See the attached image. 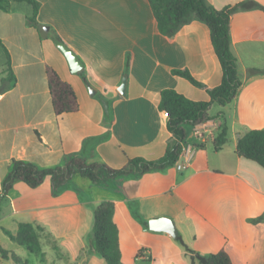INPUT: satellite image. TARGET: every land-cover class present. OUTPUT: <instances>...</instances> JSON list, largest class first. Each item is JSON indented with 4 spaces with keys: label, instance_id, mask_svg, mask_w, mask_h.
I'll list each match as a JSON object with an SVG mask.
<instances>
[{
    "label": "crops",
    "instance_id": "0c3cea01",
    "mask_svg": "<svg viewBox=\"0 0 264 264\" xmlns=\"http://www.w3.org/2000/svg\"><path fill=\"white\" fill-rule=\"evenodd\" d=\"M38 1L36 21L76 53L86 80L70 69L53 38L40 36L26 24L31 6L29 12L16 13L15 3L2 2L6 9H0V41L16 80L0 89V191L12 159L59 165L64 154L80 151L87 137L105 133L107 137L93 146L90 161L121 168L133 157L156 160L174 139L167 129V113L158 108L161 90L172 88L206 101V88L221 81L210 30L198 19L167 37L157 27L149 0ZM206 2L217 9L242 3L229 20L230 49L241 84L231 102L211 106L213 118L186 128L176 162L185 167L178 169L175 163L97 184L74 175L58 195L52 194L49 176L35 188L17 181L0 202L3 234V228L16 234L21 223H31L40 244L57 245L70 260L86 250L82 259L93 264L95 254L88 249L93 211L100 202L112 201L124 263L138 260L140 250L151 258L157 250L166 258L183 254L193 264V258L225 249L233 264H264V219L250 221L264 215V169L235 153L241 135L264 128V0ZM46 64L73 87L77 111L53 112ZM172 69L188 70L203 87L172 74ZM124 75L121 95L118 87ZM87 84L96 90L94 95ZM98 94L111 101L109 125ZM224 125L227 141L216 150L213 140ZM160 216L174 220L175 238L149 228L148 220Z\"/></svg>",
    "mask_w": 264,
    "mask_h": 264
},
{
    "label": "trees",
    "instance_id": "16d2710c",
    "mask_svg": "<svg viewBox=\"0 0 264 264\" xmlns=\"http://www.w3.org/2000/svg\"><path fill=\"white\" fill-rule=\"evenodd\" d=\"M26 2L32 7V12L26 17V24L38 29L39 23L36 16L40 7L38 0H10ZM152 12L157 22L159 31L167 37L173 36L176 31L192 19H198L208 26L214 51L221 66V81L218 85L206 88L209 99L195 101L184 94L165 88L160 92L158 108L167 113V129L174 139L169 142L165 153L156 160H146L142 157L129 158L121 168H112L99 160L90 161L94 155L93 146L104 140L107 133L99 136L87 137L80 151L64 154L62 163L55 166H39L34 162L12 159L8 166V172L1 184L0 202L12 190L17 181H22L29 187L39 186L49 176L51 191L58 195L72 180L74 175L88 178L92 183H106L123 174H143L153 170H160L166 166L175 164L182 152V146L186 137L188 126L199 125L213 116L210 113L211 106L215 103L221 107L231 102L241 84L238 62L230 49L229 20L232 12L242 3L217 9L209 5L206 0H149ZM0 9H6L0 1ZM39 32V30H38ZM40 33V32H39ZM51 38H59L51 30L47 35ZM0 47L5 55V80L14 84L16 77L11 68L10 55L7 48L0 41ZM258 71L251 69L250 73ZM172 74L186 78L193 85L203 87L186 69H172ZM264 72V70H262ZM86 80L84 67L78 72ZM45 74L51 97L53 112L58 115L64 112L78 110L76 93L68 82L64 81L57 71L50 65H45ZM97 98L104 109V121L109 125L112 120L111 101L98 94ZM221 113H218L220 115ZM227 141V127L224 125L213 140L216 150L222 148ZM235 153L246 159L252 160L264 169V128L252 129L241 135L235 145ZM114 203L112 201L100 202L93 211V225L88 233V249L91 253L99 255L105 264H124L118 240V229L113 221ZM264 219V215L250 219L258 222ZM8 237L17 243L24 245L29 251L39 249L40 241L37 230L31 223H21L16 234L3 228ZM0 256L10 260L13 264H30L12 250H7L0 245ZM200 264H233L230 255L225 249L208 253L199 257Z\"/></svg>",
    "mask_w": 264,
    "mask_h": 264
},
{
    "label": "rangeland",
    "instance_id": "374dc122",
    "mask_svg": "<svg viewBox=\"0 0 264 264\" xmlns=\"http://www.w3.org/2000/svg\"><path fill=\"white\" fill-rule=\"evenodd\" d=\"M5 4L4 0H0ZM11 3H15V11L16 13H23L26 10L29 12L30 5L26 2H15L10 1ZM5 55L0 47V89L6 86L5 77ZM9 224V223H8ZM11 226V224H9ZM0 234L4 235L2 241L0 240V245L2 248L7 250H13L16 254H18L23 259L28 260L30 264H92L88 258L82 259L85 256L86 250H82L80 255L74 259L70 260L67 255L62 252L57 245L50 243H42L40 244L39 249L34 252L29 251L24 245L17 243L16 241L10 239L5 234H3L0 230ZM44 241V240H43ZM158 244V243H157ZM159 245V244H158ZM173 253V252H172ZM139 256L138 260L132 259L134 262H138L139 264H192V260L188 256H184L183 254L180 256H173L170 258H166V253L157 250L152 257L149 255L143 257V250H140L137 254ZM176 255V254H175ZM156 258V259H154ZM93 264H105L104 260L101 259L99 255L94 256L91 259ZM132 260H125L126 264H132ZM13 264L10 260L1 259L0 256V264ZM124 263V264H125ZM193 264H200L199 258H193Z\"/></svg>",
    "mask_w": 264,
    "mask_h": 264
},
{
    "label": "water",
    "instance_id": "95a60500",
    "mask_svg": "<svg viewBox=\"0 0 264 264\" xmlns=\"http://www.w3.org/2000/svg\"><path fill=\"white\" fill-rule=\"evenodd\" d=\"M38 30L41 35H47L49 31V27L45 24H39ZM53 41L55 45L60 49V51L64 54L69 64V67L73 72H78L80 69L83 68V64L80 58L70 47H68L64 43V41H62L59 38H54ZM87 87L90 95H94L96 90L90 84H87ZM125 89H126V75L123 76L121 84L118 87V91L121 95H125ZM148 226L153 231L167 232L174 238L177 236L175 222L170 217L160 216V217L150 218L148 220Z\"/></svg>",
    "mask_w": 264,
    "mask_h": 264
},
{
    "label": "built area",
    "instance_id": "2783aa9c",
    "mask_svg": "<svg viewBox=\"0 0 264 264\" xmlns=\"http://www.w3.org/2000/svg\"><path fill=\"white\" fill-rule=\"evenodd\" d=\"M176 167H177L178 169H182V168L185 167V165H184V164H181V163H176Z\"/></svg>",
    "mask_w": 264,
    "mask_h": 264
}]
</instances>
